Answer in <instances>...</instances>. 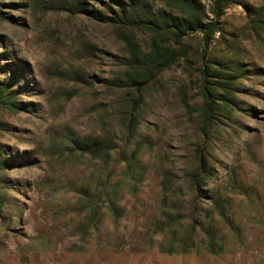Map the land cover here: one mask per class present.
Instances as JSON below:
<instances>
[{
    "label": "rangeland",
    "instance_id": "374dc122",
    "mask_svg": "<svg viewBox=\"0 0 264 264\" xmlns=\"http://www.w3.org/2000/svg\"><path fill=\"white\" fill-rule=\"evenodd\" d=\"M233 1L211 43L189 34L177 48L182 57L137 92L111 86L130 72L118 34L134 36L147 54V32L72 13L64 0H0V82L15 73L20 108H0V152L13 162L0 171V264H264V0ZM211 2L202 0L207 9ZM211 60L240 66L226 99L219 79L202 78ZM211 86L219 100L206 127L204 91ZM131 115L142 144L127 134ZM74 134L113 140L109 167L70 151ZM138 146L113 211L89 222L85 195L121 180ZM200 149L214 170L201 198L179 187L195 173ZM208 197L234 213L232 231L217 218L211 224L223 249L161 252L172 238L161 233L164 214L173 215L178 203L195 219L209 208ZM190 224L185 220V229Z\"/></svg>",
    "mask_w": 264,
    "mask_h": 264
},
{
    "label": "trees",
    "instance_id": "16d2710c",
    "mask_svg": "<svg viewBox=\"0 0 264 264\" xmlns=\"http://www.w3.org/2000/svg\"><path fill=\"white\" fill-rule=\"evenodd\" d=\"M98 4V8L90 6L88 2L82 0H64L73 7L72 13L81 12L88 18L99 23L107 24L115 28H129L134 31H145L151 37V50L147 54H143L140 47L134 40V36L119 32V37L125 43L128 55L125 58V64L129 68L127 77L124 80L116 79L111 86L118 88H134L137 92H141L143 85L150 80H154L156 75L174 65L180 57L181 51L177 50L183 43V40L194 32L203 35L205 44L211 43L216 33H221L220 23L226 10L234 3L233 0H212L211 5L207 9L202 0H94ZM158 2L159 7H156ZM175 46V48H172ZM209 66L201 71L203 80L206 82L208 78L216 80L222 91L221 97L227 98L229 90L236 77L241 73L238 63L229 64L225 61L211 60ZM14 76L9 81L0 82V108L9 111H19L15 97L16 92L12 88ZM215 86L206 87L204 91L205 104L204 118L205 126L208 127L214 118L212 115L216 111L214 106L219 100L218 95L215 96ZM213 97L212 102L209 98ZM137 98V97H135ZM138 101L133 99L132 107ZM212 103V104H211ZM127 134L142 144L143 139L136 134L137 117L131 115L127 120ZM203 135L207 136L204 129ZM140 138H139V137ZM71 140L70 151H78L83 155H87L91 160H97L102 164L103 169H107L112 161V150L114 147L113 140L103 141L98 137L88 140L75 136ZM140 147H136L132 158L126 162V166L122 171V178L110 187L101 190L97 195H85V211L87 220L91 223H100L103 218V210L113 211L115 205L113 201L114 195L121 189L124 179H131L135 170V156L139 152ZM196 170L190 176L189 181L186 180L187 189L198 192V196L203 197V186L205 177L213 176V168H210L207 154L201 149L196 157ZM12 160L4 158V153L0 152V171L9 168ZM168 183L164 179L161 183L163 192L167 190ZM211 204L208 209L201 211L200 216L193 219L186 217L183 207L176 203L170 208L175 211L164 214L161 233L164 238L167 234H172L171 242L167 245H161L160 250L164 253L183 254L193 251L196 248L202 249L208 254H216L224 247L222 240L219 238L218 231L211 224L215 222V218L222 220L231 231L234 229V213L231 212L227 203L221 198L208 197ZM168 197L164 195L162 203L167 205ZM3 202L0 200V215ZM190 220V227L185 229V220ZM168 229V230H167ZM36 239L35 241H37Z\"/></svg>",
    "mask_w": 264,
    "mask_h": 264
}]
</instances>
